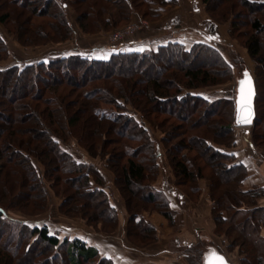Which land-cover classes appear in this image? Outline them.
I'll return each instance as SVG.
<instances>
[{
    "label": "trees",
    "instance_id": "obj_1",
    "mask_svg": "<svg viewBox=\"0 0 264 264\" xmlns=\"http://www.w3.org/2000/svg\"><path fill=\"white\" fill-rule=\"evenodd\" d=\"M177 3V0H0V23L24 46L60 43L71 40L75 33L66 12L68 8L77 14V23L84 33H95L128 23L134 13L157 19L167 6ZM202 3L218 25L230 22L234 27L242 14L249 17L251 33L244 35L242 44L256 64L251 72L257 88L252 136L254 144L263 147L264 22L259 14L264 10V0H202ZM41 19L45 21L40 24L35 21ZM235 30V27L229 30V35L237 39ZM8 54V45L0 36V61ZM204 54L215 58L223 71L215 66L186 68L182 74L173 70L176 60ZM166 56L170 62L164 61ZM150 62L158 63L155 76L149 74ZM234 62L241 71L245 69L240 60ZM128 63L140 65V70L132 71ZM234 68L211 44L187 47L173 42L155 50L114 52L106 59L67 54L0 68V159L6 162L0 167V195L6 199V203L0 201V264H55L57 260L61 264H114L80 238L61 239L51 234L48 227H32L5 215V211L18 207L13 199L20 200V206L44 209L48 199L45 177L53 178L57 172L66 185L64 191L84 200L81 208L98 214L96 220L108 222L111 231L119 226V210L103 172L93 163L80 162L62 148L71 139L91 157L105 160L107 169L114 173L125 200L130 243L140 248L133 237L145 244L159 238L157 227L143 217L145 204L174 225L175 214L168 196L153 184L160 172L161 152L148 122L166 134L174 132L163 141L168 146L176 188L196 201L202 194L201 181H208L216 234L227 238L226 249L238 248L242 264H264V241L258 236L264 211L253 207L261 191L242 190L247 170L228 151L236 144L234 99L227 96L209 99L193 91L232 80ZM102 104L114 110L105 109ZM172 106L182 109L175 110ZM128 107L136 113H128ZM174 140L177 141L173 143ZM37 163L44 168L43 172ZM6 169L7 175L14 177L11 184L8 179L2 180L1 174ZM187 184L190 192L182 188ZM4 235L8 237L7 243H1ZM211 249L220 252L214 247L207 249L197 257V264H203ZM192 259L189 258L195 263Z\"/></svg>",
    "mask_w": 264,
    "mask_h": 264
},
{
    "label": "rangeland",
    "instance_id": "obj_2",
    "mask_svg": "<svg viewBox=\"0 0 264 264\" xmlns=\"http://www.w3.org/2000/svg\"><path fill=\"white\" fill-rule=\"evenodd\" d=\"M61 1V0H59ZM68 2H71L73 0H67ZM143 1V0H140ZM182 4L178 3L176 5L167 6L161 16L157 19H151V18H144L140 16L138 13H134L131 20L128 23L122 24L121 26L117 28H112L109 31H99L95 33H84L77 23V14L72 8L66 9L68 19L71 23V25L75 28V33L71 40L66 42H60V43H53L48 42L40 45H31V46H24L22 45L17 37L8 31V27L6 25H3L0 23V36L5 40V42L8 45L9 48V54L8 57L0 61V68H7L15 65H24L29 63H36L40 62L42 60H48L51 57L59 56V55H67L70 54L71 51L77 52L79 54L88 56H96L95 52L100 51L102 48H119L120 52H127L128 49H126L124 46L128 42L135 41L136 39H141L142 41L145 39H155L158 36L163 35H174L176 30L180 27H171L170 29L165 27V24L169 21V19L172 17H175V15H179L180 13H183L184 15L187 14V11L184 9ZM154 7V6H152ZM205 7V6H204ZM147 8V5H146ZM238 11L239 8H238ZM112 14H114L115 9H113ZM206 14L208 15L206 9ZM245 11H242L244 13ZM209 16V15H208ZM164 17H167L164 18ZM259 17L262 22H264V10L260 11ZM163 19H166L163 21ZM190 20L191 18L188 17L185 18V22L187 28L190 26ZM37 23H42L45 21L44 19H41L39 21L35 20ZM34 21V22H35ZM164 22L163 24H160V22ZM181 22H184L182 20ZM10 26V25H9ZM182 26V25H181ZM221 26H224L226 28L225 37L227 40H221L220 42H215L217 46H215L218 50L221 51L223 56L231 62V64L235 66L234 68V77L232 80H227L222 84H219L217 86L202 88L198 90H193L196 93H200L206 98L209 99H217L222 96H227L235 99V87H236V77L239 75L242 71L241 68L237 67L235 64L236 60H240L244 63L245 69L250 70L252 73L255 70L256 64L255 62L247 55H243V52L246 51L244 45L242 44L244 40V35L248 34L250 32V20L249 17L246 14H242V18L238 19L236 21V28L235 32L238 38H232L229 35V30L234 27L230 22L224 23ZM12 27V26H10ZM166 30V31H165ZM251 33V32H250ZM235 36V37H237ZM71 48V49H68ZM69 50H71L69 52ZM103 51V50H101ZM105 53V51L101 52ZM94 54V55H93ZM169 57L166 56L164 58V61L170 62L171 59H168ZM161 63H164L163 61ZM160 64V62H159ZM129 68L132 71H138L140 70V65H136L133 63H128ZM150 69L149 74L151 76H155L158 74V63L150 62ZM162 65V64H161ZM163 66V65H162ZM201 66H215L216 70H222L223 67L215 58L207 55H201L198 57L192 56L191 58H187L184 61L176 60L173 65V70L178 71V73L182 74V71L186 68H192L196 69ZM166 67L164 66L163 69ZM223 68V69H222ZM144 69V68H143ZM244 69V70H245ZM180 71V72H179ZM80 79V78H79ZM65 81V80H64ZM102 107L108 110H114V108L107 104H102ZM173 109L179 110L182 109L179 106L175 107L172 106ZM5 111H8V107H5ZM25 113V112H24ZM128 113L133 114L136 113L131 107H128ZM164 119L163 117L159 118ZM174 123H178L176 120H170ZM148 125L151 130V134L153 137V140L155 142V145L159 147L161 152V157L159 159L160 161V172L157 176L156 180L153 184L157 182L159 184L160 182L165 181H173L174 185L176 182V177L174 175V171L171 167L168 155H167V147L164 143V139L167 135L170 136L171 133H174L172 131H169V134H166L163 130L158 129L157 127L152 126L149 122ZM113 137V136H112ZM177 140H174L173 143H175ZM62 148L72 154L76 159H78L80 162L84 163H93L95 164L100 171L103 172V175L106 178V183L108 187L111 190L112 193V201L115 205H117V208L119 210L120 214V222L122 218H127L126 210H125V200L123 196L121 195L122 192L118 188L116 181H115V175L113 172L109 171L107 169V164L105 160H102L101 157L93 158L91 157L84 149L79 147L76 140L71 139L66 143H63ZM170 147V146H169ZM262 147V146H260ZM264 148V146H263ZM5 160L0 159V167L1 165H5ZM38 166L41 168L42 172L44 171V168L40 166L39 163H37ZM7 170H4L1 174L2 180H6L7 183L11 184L12 181H14V177L7 175ZM17 170H20L19 168ZM8 177H7V176ZM59 175V176H58ZM6 176V177H5ZM19 176V175H18ZM60 174L57 172H54L53 178H47L45 177L44 180V186H46V189L48 191V199L45 205V208L41 211L34 209V207H24L20 206V200L13 199L15 204L18 205L17 208L5 211V215L12 219H17L20 221H24L25 223L29 224L30 226H38V227H48L51 234L58 235L61 239L64 237H70L74 238L77 235L84 234L85 232H91L96 237H100V235H111L114 234L119 226L114 229V231H111L113 228L107 224H102V222H99L96 220V216L98 214L92 213L91 211H88V208H81L80 203H83L84 200H81L80 195H74L73 193L65 192V184L64 181L60 180ZM208 181L203 180L201 181V186L204 188L205 185H208ZM8 184V185H9ZM204 185V186H203ZM190 185L187 184L186 187H182L184 191L190 192ZM28 192H30L28 190ZM203 192V191H202ZM202 195V194H201ZM66 196H68V201L66 199ZM78 198V199H76ZM196 198V197H195ZM201 198V196H200ZM199 198V199H200ZM16 200V201H15ZM0 201L6 203V199L4 200L2 196L0 195ZM18 201V202H17ZM198 201V200H196ZM12 204V203H11ZM24 207V208H23ZM77 207V209H76ZM86 207H89L88 203L86 204ZM145 211L143 213H146L148 215H159L162 216L159 212L153 211V207L149 204H145ZM79 208V209H78ZM123 211H121L122 209ZM124 212V213H123ZM100 213V212H98ZM89 217V219L87 218ZM163 217V216H162ZM165 218V217H164ZM1 228V227H0ZM127 223H126V235H127ZM158 229V228H157ZM86 230V231H85ZM136 233L135 227H131V234ZM6 235H4V238H2L1 243H7ZM134 239V240H133ZM132 240L139 244L140 249H153L155 247V244L159 241V238L156 242L153 243H138L136 241V238H132ZM134 245L133 243H131ZM135 246V245H134ZM227 250V249H226ZM229 254L233 255L232 257H238L239 250L236 249H229L227 250ZM28 261L29 259L26 258ZM188 262L191 260L187 259ZM55 264H61V260L55 261Z\"/></svg>",
    "mask_w": 264,
    "mask_h": 264
},
{
    "label": "crops",
    "instance_id": "obj_3",
    "mask_svg": "<svg viewBox=\"0 0 264 264\" xmlns=\"http://www.w3.org/2000/svg\"><path fill=\"white\" fill-rule=\"evenodd\" d=\"M177 1L178 5L184 3L183 10L185 9L191 18L189 28L185 22L188 15L180 13L173 18L171 17L165 24V27L169 29L176 26L180 27L174 35L127 42L124 46L128 49L127 52L155 50L171 42L181 43L187 47L196 43L217 46L215 42L227 40L225 37L226 28L216 24L206 14L202 0ZM164 18L167 19V17ZM182 20L184 22H181ZM163 21L160 24L164 25ZM101 50L105 53H101L103 52ZM101 50L95 52L96 56H88L106 59L112 53L118 52L119 48H102ZM70 54L79 53L71 51ZM243 55L244 57L245 55L248 56L246 51L243 52ZM252 128L235 126L236 144L234 148L228 151L235 156L236 162L244 165L247 170L242 190L245 192L253 189L261 191L253 207L264 211V148L254 144ZM154 186L168 196L175 214V224L170 225L166 218L159 215L143 214L146 220L158 228L159 241L153 249H140L129 242L126 235V217L121 219L120 226L114 234L96 237L87 231V233L77 235L74 238H80L89 245L96 247L103 257L111 259L114 264H197V257L199 258L200 254L211 247L224 254L232 264H242L239 254L238 257H232L233 255L227 252V238L216 234V223L212 217L213 202L209 195L208 185H203V192L198 201H191L186 194L176 188L173 181H162L159 184L156 182ZM258 236L264 241V222L258 230ZM189 258H194L196 262L194 263L193 259L188 262L187 259Z\"/></svg>",
    "mask_w": 264,
    "mask_h": 264
},
{
    "label": "water",
    "instance_id": "obj_4",
    "mask_svg": "<svg viewBox=\"0 0 264 264\" xmlns=\"http://www.w3.org/2000/svg\"><path fill=\"white\" fill-rule=\"evenodd\" d=\"M247 73L248 77L250 78L251 81V100H250V106L246 110L245 116L246 119L249 122H243L241 121L240 123L237 122L238 118V107H239V100H240V81L245 78L244 74ZM247 87V86H246ZM256 95H257V88L255 84V79L253 74L251 73L250 70L245 69L243 70L239 75L236 77V87H235V126L236 127H253L256 119V106H255V101H256ZM213 253H215L218 256H222L224 259V264H232L231 262L228 261L226 256L214 249H211L208 253L205 254L203 264H209L211 260H214Z\"/></svg>",
    "mask_w": 264,
    "mask_h": 264
},
{
    "label": "snow or ice",
    "instance_id": "obj_5",
    "mask_svg": "<svg viewBox=\"0 0 264 264\" xmlns=\"http://www.w3.org/2000/svg\"><path fill=\"white\" fill-rule=\"evenodd\" d=\"M245 78L240 81V100H239V107H238V118L237 122L240 123L243 122H249L246 119L245 113L248 107L250 106V100H251V81L248 77V74H244ZM247 86V87H246ZM214 260H211L209 264H224V259L222 256H218L215 253H213Z\"/></svg>",
    "mask_w": 264,
    "mask_h": 264
}]
</instances>
